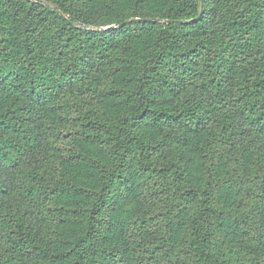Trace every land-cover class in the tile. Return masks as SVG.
<instances>
[{
	"label": "trees",
	"instance_id": "obj_1",
	"mask_svg": "<svg viewBox=\"0 0 264 264\" xmlns=\"http://www.w3.org/2000/svg\"><path fill=\"white\" fill-rule=\"evenodd\" d=\"M0 264H264V0H0Z\"/></svg>",
	"mask_w": 264,
	"mask_h": 264
},
{
	"label": "rangeland",
	"instance_id": "obj_2",
	"mask_svg": "<svg viewBox=\"0 0 264 264\" xmlns=\"http://www.w3.org/2000/svg\"><path fill=\"white\" fill-rule=\"evenodd\" d=\"M104 28H108V27H104Z\"/></svg>",
	"mask_w": 264,
	"mask_h": 264
}]
</instances>
